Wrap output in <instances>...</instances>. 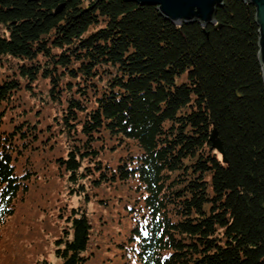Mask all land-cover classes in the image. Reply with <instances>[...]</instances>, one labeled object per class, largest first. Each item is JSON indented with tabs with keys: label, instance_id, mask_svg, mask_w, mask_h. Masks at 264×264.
<instances>
[{
	"label": "trees",
	"instance_id": "obj_1",
	"mask_svg": "<svg viewBox=\"0 0 264 264\" xmlns=\"http://www.w3.org/2000/svg\"><path fill=\"white\" fill-rule=\"evenodd\" d=\"M257 38L254 7L242 0H224L206 26L175 25L126 0H0V227L24 214L35 157L48 148L50 134L42 139L19 109L21 90L42 79L71 141L54 161L70 184L81 181L79 196L136 182L127 243L136 264H264ZM105 138L138 152L104 164ZM65 222L59 264H88L87 214L71 208Z\"/></svg>",
	"mask_w": 264,
	"mask_h": 264
},
{
	"label": "rangeland",
	"instance_id": "obj_2",
	"mask_svg": "<svg viewBox=\"0 0 264 264\" xmlns=\"http://www.w3.org/2000/svg\"><path fill=\"white\" fill-rule=\"evenodd\" d=\"M5 71L0 66V78ZM36 83L32 93L29 90L19 93L23 100L19 109L24 108L31 123L40 125L42 139L50 134L44 141L49 150L45 147L46 152L35 157L36 164L37 160L41 161L39 178L30 188L28 207L23 210L26 215L16 213L0 227V264H59L60 259L54 254V240L61 235L60 229L66 225L71 208L77 207L87 214L93 226L87 247L88 264H136L132 250L127 248L128 234L135 223L136 182L130 181L120 187L88 185V198L79 196L75 190L81 181L70 184L69 174L54 161L59 155L65 156L71 146L60 122V105L48 97L49 85L45 80L39 79ZM65 106L63 104L62 109ZM9 116H5V122L9 121ZM15 120L13 118V122ZM104 142L100 147V159L104 164L122 162L129 155L127 150L133 155L138 152L132 143L121 148L117 140L105 138ZM84 164L87 165V161Z\"/></svg>",
	"mask_w": 264,
	"mask_h": 264
},
{
	"label": "water",
	"instance_id": "obj_3",
	"mask_svg": "<svg viewBox=\"0 0 264 264\" xmlns=\"http://www.w3.org/2000/svg\"><path fill=\"white\" fill-rule=\"evenodd\" d=\"M138 5L156 6L159 15L175 24L199 23L203 26L215 24V13L223 6L224 0H126ZM247 1L254 7V22L257 26V58L260 64L264 82V0ZM212 145L223 155L220 141L216 132L211 134Z\"/></svg>",
	"mask_w": 264,
	"mask_h": 264
}]
</instances>
